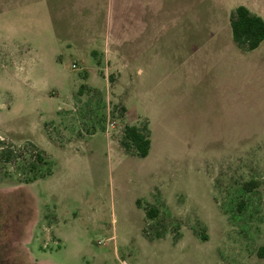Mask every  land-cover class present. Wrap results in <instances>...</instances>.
<instances>
[{
    "label": "rangeland",
    "instance_id": "obj_1",
    "mask_svg": "<svg viewBox=\"0 0 264 264\" xmlns=\"http://www.w3.org/2000/svg\"><path fill=\"white\" fill-rule=\"evenodd\" d=\"M49 1L0 0V139L51 169L0 159V264H264V40L229 25L264 0Z\"/></svg>",
    "mask_w": 264,
    "mask_h": 264
},
{
    "label": "trees",
    "instance_id": "obj_2",
    "mask_svg": "<svg viewBox=\"0 0 264 264\" xmlns=\"http://www.w3.org/2000/svg\"><path fill=\"white\" fill-rule=\"evenodd\" d=\"M229 25L235 44L243 49H255L264 40L263 17L251 11L245 5H238L231 11ZM92 53L94 54L95 52L93 51ZM98 63H100L99 60L97 61V64ZM83 90H90V87L81 84L78 88V94L82 93ZM93 90L94 89L91 88L90 91L93 92ZM89 103L90 99H88V104ZM121 111H124L123 106L119 107V112ZM111 112H114L113 108ZM120 144L126 151L145 156L150 146L149 129L147 125L142 124L139 126L136 124H125L122 129ZM25 145L26 146L23 147H27L29 150L31 149V153L27 152V154H25L19 152V148L13 146L11 143H5L0 139V159L5 162L17 161V165L21 170L20 173L23 174L22 181L24 183L34 181L39 177L50 174V162L42 150L32 142H26ZM256 183L255 180L249 179L243 183V189L250 191L254 189ZM137 203H139L138 200ZM144 211L147 218L158 221L159 208L155 204H145ZM144 231L146 230L144 229ZM154 236H161V231L156 230ZM258 256L264 257V245L259 248Z\"/></svg>",
    "mask_w": 264,
    "mask_h": 264
},
{
    "label": "crops",
    "instance_id": "obj_3",
    "mask_svg": "<svg viewBox=\"0 0 264 264\" xmlns=\"http://www.w3.org/2000/svg\"><path fill=\"white\" fill-rule=\"evenodd\" d=\"M51 2H52V0H51ZM51 2L49 1L48 3L50 4ZM65 4H66V2H64L63 0H54L53 6L50 4L48 6V8H49V11L55 10V12H58V11L60 12V10H62L63 8H65ZM54 14H55L56 17H58V14L57 13H54ZM62 14H64V12L61 13V18L63 17ZM86 36L89 37V34L86 35ZM84 54H85V52H84Z\"/></svg>",
    "mask_w": 264,
    "mask_h": 264
},
{
    "label": "built area",
    "instance_id": "obj_4",
    "mask_svg": "<svg viewBox=\"0 0 264 264\" xmlns=\"http://www.w3.org/2000/svg\"><path fill=\"white\" fill-rule=\"evenodd\" d=\"M72 66H75V64L73 63Z\"/></svg>",
    "mask_w": 264,
    "mask_h": 264
}]
</instances>
